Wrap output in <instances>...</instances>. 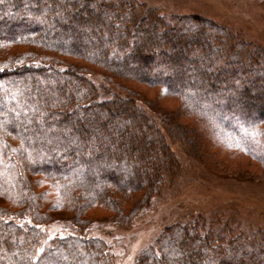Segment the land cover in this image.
Instances as JSON below:
<instances>
[{
	"label": "trees",
	"instance_id": "16d2710c",
	"mask_svg": "<svg viewBox=\"0 0 264 264\" xmlns=\"http://www.w3.org/2000/svg\"><path fill=\"white\" fill-rule=\"evenodd\" d=\"M168 139L264 168V47L141 0H0V264H113L85 230L148 207ZM61 211L78 231L49 237ZM203 230L173 222L134 264H264L263 230Z\"/></svg>",
	"mask_w": 264,
	"mask_h": 264
},
{
	"label": "rangeland",
	"instance_id": "374dc122",
	"mask_svg": "<svg viewBox=\"0 0 264 264\" xmlns=\"http://www.w3.org/2000/svg\"><path fill=\"white\" fill-rule=\"evenodd\" d=\"M141 1L167 12L203 14L232 28L244 40L264 47V0ZM88 76L97 85L103 84L101 75ZM168 141L179 159V169L162 191L151 198L148 207L129 226L99 221L85 230L111 248L113 264H134L159 233L176 221L196 222L203 231H221L226 238L240 232L248 236L255 230L264 231V168L247 157L225 158L220 152L214 159L221 160L222 165L210 166L207 161L187 154L177 141ZM57 216L42 226L49 237L78 231L69 213L61 211Z\"/></svg>",
	"mask_w": 264,
	"mask_h": 264
}]
</instances>
